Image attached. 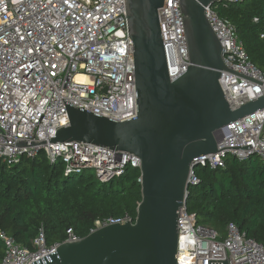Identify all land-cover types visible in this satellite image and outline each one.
<instances>
[{
    "label": "built area",
    "instance_id": "obj_1",
    "mask_svg": "<svg viewBox=\"0 0 264 264\" xmlns=\"http://www.w3.org/2000/svg\"><path fill=\"white\" fill-rule=\"evenodd\" d=\"M214 4L206 6L205 13L224 50L226 70L221 71L219 83L237 108L264 95V71L251 61L236 27L218 15ZM159 19L168 71L174 79L190 64L180 0H165ZM63 99L75 108L118 121L137 116L126 1L0 0V160L15 165L44 151L50 163H64L65 176L91 171L100 183L120 178L129 167L140 169V159L129 152L86 142L51 143L57 129L70 121ZM249 144V149L224 148ZM254 154L264 161V108L230 123L218 151L200 155L194 163L218 169L225 167L227 157L246 160ZM197 167L191 168L192 185L199 182ZM126 220H132L129 214L99 219L91 232ZM66 233L67 241L81 238L72 228ZM0 237L5 245L0 264H40V258L45 263L43 257L50 260L48 254L60 244L48 245L43 229L32 248L4 232ZM226 255L229 264H264V243L248 237L233 222L222 236L198 223L185 205L179 211L177 264H208L209 259H226Z\"/></svg>",
    "mask_w": 264,
    "mask_h": 264
},
{
    "label": "water",
    "instance_id": "obj_2",
    "mask_svg": "<svg viewBox=\"0 0 264 264\" xmlns=\"http://www.w3.org/2000/svg\"><path fill=\"white\" fill-rule=\"evenodd\" d=\"M125 1L137 116L118 121L63 99L70 121L51 143L86 142L136 155L142 191L137 217L65 240L40 264H177L179 211L187 204L191 168L198 166L194 158L217 152L230 123L264 108V95L233 108L219 83L224 50L205 13L218 0H180L190 64L174 79L159 19L165 0ZM208 264L229 263L226 255Z\"/></svg>",
    "mask_w": 264,
    "mask_h": 264
},
{
    "label": "trees",
    "instance_id": "obj_3",
    "mask_svg": "<svg viewBox=\"0 0 264 264\" xmlns=\"http://www.w3.org/2000/svg\"><path fill=\"white\" fill-rule=\"evenodd\" d=\"M214 8L236 27L251 61L264 71V0L216 3ZM195 174L199 182L188 189L186 206L198 223L224 236L233 222L264 243V161L257 155L246 160L227 157L225 167L198 166ZM140 177V169L132 167L106 183L91 171L65 176L64 163H50L44 151L15 165L1 159L0 233L32 248L42 229L46 243L53 245L66 240L68 228L85 237L99 219L129 214L135 221L142 200ZM4 253L0 237V260Z\"/></svg>",
    "mask_w": 264,
    "mask_h": 264
}]
</instances>
